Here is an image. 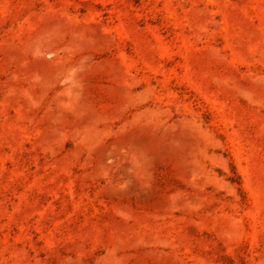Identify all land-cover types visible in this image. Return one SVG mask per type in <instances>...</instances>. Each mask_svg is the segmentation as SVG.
<instances>
[{"label": "rangeland", "instance_id": "1", "mask_svg": "<svg viewBox=\"0 0 264 264\" xmlns=\"http://www.w3.org/2000/svg\"><path fill=\"white\" fill-rule=\"evenodd\" d=\"M0 264H264V0H0Z\"/></svg>", "mask_w": 264, "mask_h": 264}]
</instances>
